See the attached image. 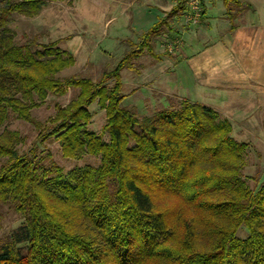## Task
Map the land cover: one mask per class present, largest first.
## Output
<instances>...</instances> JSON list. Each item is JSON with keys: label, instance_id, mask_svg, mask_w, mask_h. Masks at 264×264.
Segmentation results:
<instances>
[{"label": "trees", "instance_id": "trees-1", "mask_svg": "<svg viewBox=\"0 0 264 264\" xmlns=\"http://www.w3.org/2000/svg\"><path fill=\"white\" fill-rule=\"evenodd\" d=\"M42 5L0 0V129L12 114L35 126L40 144L56 141L65 159L100 162L63 172L42 165L35 147L19 153L18 134L0 131V206L21 217L0 237V264H264V180L248 186L247 145L228 121L186 99L142 117L120 106V72L156 56L165 19L97 81L59 80L74 57L59 41L17 44L10 27L14 14L33 17ZM68 88L76 96L46 123L31 118L48 94ZM94 102L108 141L87 129Z\"/></svg>", "mask_w": 264, "mask_h": 264}, {"label": "crops", "instance_id": "crops-1", "mask_svg": "<svg viewBox=\"0 0 264 264\" xmlns=\"http://www.w3.org/2000/svg\"><path fill=\"white\" fill-rule=\"evenodd\" d=\"M89 1L90 5L74 3L70 33L55 39L58 48L74 57L72 66L87 70L109 57L120 59L165 19L153 46L156 56L138 58L143 72L139 81L129 79L134 87L128 98L135 101L136 94L143 93L136 88L153 74L160 92L171 95L168 76L181 75L185 84L181 80L180 90L186 99L228 121L231 136L247 145L245 158L249 151L264 152V0H237L238 5L202 0L198 24L186 23V0ZM172 37L180 40L177 54L162 56L157 39Z\"/></svg>", "mask_w": 264, "mask_h": 264}, {"label": "rangeland", "instance_id": "rangeland-1", "mask_svg": "<svg viewBox=\"0 0 264 264\" xmlns=\"http://www.w3.org/2000/svg\"><path fill=\"white\" fill-rule=\"evenodd\" d=\"M42 1L43 5L39 8V11L35 16L25 17L17 14L12 16L10 27L15 32V42L17 44H23L30 40L35 41L38 44H47L55 41V39L61 36L68 35L70 33L69 29H71L70 27L73 26L72 24L75 21L74 3H87L90 5L89 0ZM230 7L233 9V6L230 5ZM157 41L162 44V56L167 55L173 58L175 57L174 55L177 54L180 47V40L178 38L172 37L163 41L157 39ZM175 41H179V43H176ZM167 43H172L171 50L165 49V45ZM118 59L119 57L116 56L109 57L105 64L103 63L101 66L97 65L96 68L94 66L89 67L87 70L79 69L76 66H70L59 72L56 75V78L64 80L69 77H85L91 79L92 81H97L100 74L103 71L111 70ZM145 59L152 60L148 55L145 56ZM139 63L138 59H136L132 65L134 66L132 70L128 71V69H124L120 72L122 83L121 94L124 96L120 104L122 108L132 111L137 117L150 116L155 111L160 110V108H168L170 105L177 106L181 100L186 99L184 91L180 90V83L182 80L181 75L180 77H178L179 75L177 77L168 76L171 82L169 83L167 89L171 91V95L168 92L163 91L168 94L164 95V93L160 92L161 89H158L156 84H154L155 74H153L143 80L144 83L142 82L141 87L136 88L138 91H143V93H137V99L135 101L130 100L126 94L130 90L131 86L134 87V85L129 86V79L139 81V75L143 72L140 70L141 65ZM184 80L185 79L182 80V84H185L183 83ZM76 94L77 89L72 88L66 89L65 94L63 95H58L56 93L48 94L45 102L41 106L31 110V118L38 124L42 125L46 123L48 118L55 114L56 106L66 105L76 96ZM88 111L91 113V119L87 124V129L100 136L103 141H108L109 136L105 127V111L101 110L96 102L88 107ZM1 130L16 132L18 134L19 141L17 142L15 148L19 153H25L29 149L35 147L37 157H41L43 159L42 165L44 166H49L51 162H53L54 165L60 167L63 172H68L84 165L97 166L100 162L99 156L89 155H85L79 160L65 159L62 157L59 144L56 141L50 140L45 144H40L37 140L38 131L35 126L29 122L15 118L12 114L9 115L0 131ZM245 159L247 168L243 169V174L246 178L248 186L252 188L255 183L257 184L258 182L264 180V152L259 153L249 151L246 153ZM3 161L4 159H0V163ZM20 222L21 217L15 214L11 208L7 205L0 206V237L9 233ZM238 236H245L243 229L238 231Z\"/></svg>", "mask_w": 264, "mask_h": 264}, {"label": "built area", "instance_id": "built-area-1", "mask_svg": "<svg viewBox=\"0 0 264 264\" xmlns=\"http://www.w3.org/2000/svg\"><path fill=\"white\" fill-rule=\"evenodd\" d=\"M202 0H186L187 11H186V23L198 24L201 20V8ZM179 43V41H175ZM172 43H167L165 49L171 50Z\"/></svg>", "mask_w": 264, "mask_h": 264}]
</instances>
